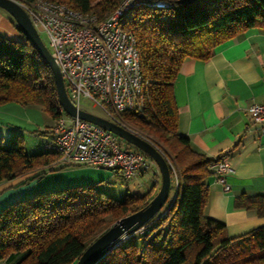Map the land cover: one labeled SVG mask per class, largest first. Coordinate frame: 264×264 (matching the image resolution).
Wrapping results in <instances>:
<instances>
[{
  "label": "trees",
  "instance_id": "trees-1",
  "mask_svg": "<svg viewBox=\"0 0 264 264\" xmlns=\"http://www.w3.org/2000/svg\"><path fill=\"white\" fill-rule=\"evenodd\" d=\"M47 1L64 3L104 22L124 0ZM121 28L137 40L147 87L139 109L122 113L117 124L153 145L170 172L174 167L178 184L168 206L98 264H264V226L230 238L225 225L206 216V179L213 176L216 160L196 152L178 133L173 92L186 60L207 61L219 46L244 32L264 31V0H138L124 14ZM8 103L39 107L54 123L61 117L53 74L34 46L26 39L0 35V105ZM59 161L58 154L46 149L29 154L24 138L16 136L0 144V183L34 173L26 184L82 168ZM97 186L49 190L5 207L0 212V262L21 255L17 264H76L117 221L145 208L161 182L144 195H129L123 201L106 196ZM235 208L264 219V195L241 194Z\"/></svg>",
  "mask_w": 264,
  "mask_h": 264
},
{
  "label": "crops",
  "instance_id": "crops-1",
  "mask_svg": "<svg viewBox=\"0 0 264 264\" xmlns=\"http://www.w3.org/2000/svg\"><path fill=\"white\" fill-rule=\"evenodd\" d=\"M0 26L15 39H21L17 41L25 40L1 15ZM173 92L178 108V133L190 140L196 152L212 160L227 155L232 167L225 178L230 187L228 192L214 175L206 179L209 190L206 216L225 225L230 238L263 227L264 219L235 208V200L241 194L264 195V133L257 127H248L249 109L264 101V31L244 32L219 46L207 61L186 60L175 79ZM40 110L16 103L0 105V144L16 136L24 138L31 132L49 135L51 140L55 123L52 121L44 131ZM156 168L130 184L120 174L93 168L50 173L25 184L34 176L31 173L0 183V212L11 203L37 193L91 185L101 189L113 181H121L132 195H144L154 183L161 182ZM21 258L12 255L0 264H17Z\"/></svg>",
  "mask_w": 264,
  "mask_h": 264
},
{
  "label": "built area",
  "instance_id": "built-area-1",
  "mask_svg": "<svg viewBox=\"0 0 264 264\" xmlns=\"http://www.w3.org/2000/svg\"><path fill=\"white\" fill-rule=\"evenodd\" d=\"M137 1L124 0L104 22H98L96 15L75 11L64 3L18 2L38 33L47 37L48 50L60 69L70 102L81 110V100H88L103 111L105 119L116 124L122 113L139 109L147 87L137 40L121 28L124 14ZM156 6L164 4L156 3ZM60 113L45 149L58 154L61 165L120 174L129 184L156 166L140 150L123 149L114 134L78 117H70L62 108ZM248 127H257L264 133V101L249 109ZM211 172L228 192L230 187L225 178L232 172L228 156L221 155ZM171 174L177 186L174 167Z\"/></svg>",
  "mask_w": 264,
  "mask_h": 264
},
{
  "label": "water",
  "instance_id": "water-1",
  "mask_svg": "<svg viewBox=\"0 0 264 264\" xmlns=\"http://www.w3.org/2000/svg\"><path fill=\"white\" fill-rule=\"evenodd\" d=\"M0 9L9 14L24 38L34 46L38 55L50 68L57 89L59 105L65 114L70 117H78L81 120L99 126L126 141L129 145L134 146L136 149L149 156L160 172L161 186L151 202L138 212L117 221L110 229L98 237L76 262V264H98L112 250L128 237L138 232L163 209L169 199L172 184L168 163L153 145L138 135L105 118L78 110L67 96L59 67L55 63L50 51L44 45L40 34L34 27L25 10H23L15 0H0Z\"/></svg>",
  "mask_w": 264,
  "mask_h": 264
},
{
  "label": "rangeland",
  "instance_id": "rangeland-1",
  "mask_svg": "<svg viewBox=\"0 0 264 264\" xmlns=\"http://www.w3.org/2000/svg\"><path fill=\"white\" fill-rule=\"evenodd\" d=\"M0 15L3 16L5 19H7L11 25L18 31L20 37L23 39L24 36L22 33L18 30L17 25L13 21V19L9 16L7 12L4 10L0 9ZM3 26V25H2ZM2 26H0V35L6 38H9L11 40H21V39H15L13 35H10L8 30H5ZM40 37L44 43V45L49 48V42L48 39L45 35L40 34ZM80 108L82 111H85L87 113H91L93 115H96L98 117L106 118V115L103 113V111L99 108L94 106V104L88 100H81L80 103ZM40 115L42 118V129L48 130V127H50L52 123V119L46 114L43 110H40ZM15 138V137H14ZM13 139V138H12ZM11 140V139H9ZM9 140L6 142V144L9 142ZM50 140L49 135H43L38 132H31L29 134H26L24 136V145L25 149L29 154H37L45 150V143L46 141ZM119 143L121 144L123 149H129V150H136V148L132 145H129L126 141L118 138ZM156 167V166H155ZM157 169V168H156ZM175 181L174 179L172 180V185H171V191H170V198L174 199L175 197V191H176V186H175ZM104 188L99 189L102 192L106 193V196L111 197L115 200L118 201H123L127 196L132 195L131 191L127 189V187L121 182V181H113L110 183H105ZM168 206L166 204L163 208V210Z\"/></svg>",
  "mask_w": 264,
  "mask_h": 264
}]
</instances>
